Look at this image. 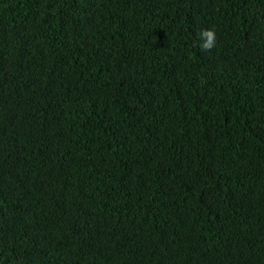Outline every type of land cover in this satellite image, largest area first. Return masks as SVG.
Listing matches in <instances>:
<instances>
[{"label": "trees", "instance_id": "obj_1", "mask_svg": "<svg viewBox=\"0 0 264 264\" xmlns=\"http://www.w3.org/2000/svg\"><path fill=\"white\" fill-rule=\"evenodd\" d=\"M0 264H264V0H0Z\"/></svg>", "mask_w": 264, "mask_h": 264}, {"label": "clouds", "instance_id": "obj_2", "mask_svg": "<svg viewBox=\"0 0 264 264\" xmlns=\"http://www.w3.org/2000/svg\"><path fill=\"white\" fill-rule=\"evenodd\" d=\"M199 47L203 51H210L216 44V33L213 28L203 29L199 35Z\"/></svg>", "mask_w": 264, "mask_h": 264}]
</instances>
